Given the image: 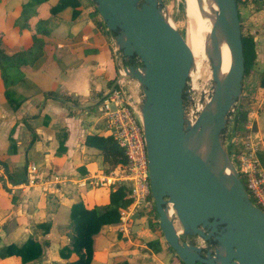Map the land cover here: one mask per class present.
Returning <instances> with one entry per match:
<instances>
[{
	"label": "crops",
	"instance_id": "crops-1",
	"mask_svg": "<svg viewBox=\"0 0 264 264\" xmlns=\"http://www.w3.org/2000/svg\"><path fill=\"white\" fill-rule=\"evenodd\" d=\"M57 2L0 0V29L4 27L1 16L11 3L13 7L23 5L33 22L43 19L36 26L40 27L37 37L44 44L42 55L32 67L22 68L26 80L14 91L22 102L17 109L7 103L0 79V165L10 172L25 168L27 178L28 166L33 164L34 177L38 178V183L29 186L10 183L6 173L4 178L0 176V247L21 245L33 237L42 245V255L30 264H65L67 260L59 256V249L69 243L72 205L81 202L91 208L107 204L110 191L118 185H111V189L95 186L96 177L103 178L111 171L106 172L100 151L84 144L89 134L111 135L108 127L98 124L103 118L96 116V104L116 81L113 34L90 0H78L79 13L74 18L70 7L52 14L50 9ZM249 2L243 5L244 19L255 43L256 57L244 78L246 89L243 87L241 101L247 114L258 110L254 129L262 138L259 159L264 166V0ZM52 42L57 48L52 47L48 53ZM30 43L29 38L27 45ZM49 92L55 97H45ZM93 96L98 99L93 101ZM88 105L93 106V112ZM47 175L51 179L66 177L68 181L40 186V179ZM82 178L92 183L79 186L77 182ZM122 211L128 214L127 207ZM153 214L139 208L131 210L126 232L119 231V222L104 226L94 236L90 264H115L123 259L129 264H180L156 230ZM38 224H48V233L44 234ZM152 242L156 244L150 245ZM0 264L22 262L12 255L0 258Z\"/></svg>",
	"mask_w": 264,
	"mask_h": 264
},
{
	"label": "water",
	"instance_id": "water-1",
	"mask_svg": "<svg viewBox=\"0 0 264 264\" xmlns=\"http://www.w3.org/2000/svg\"><path fill=\"white\" fill-rule=\"evenodd\" d=\"M90 1L113 34L125 62V78L142 89L149 187L165 242L183 264H264V212L249 198L222 141L244 80L236 0H217L215 26L229 43L232 62L228 76L218 80L209 54L214 90L203 119L210 150L206 165L186 143L184 90L192 53L163 15L161 0ZM225 161L237 196L221 193ZM169 205L172 220L166 215ZM175 219L181 235L198 238L202 244L182 241Z\"/></svg>",
	"mask_w": 264,
	"mask_h": 264
},
{
	"label": "built area",
	"instance_id": "built-area-1",
	"mask_svg": "<svg viewBox=\"0 0 264 264\" xmlns=\"http://www.w3.org/2000/svg\"><path fill=\"white\" fill-rule=\"evenodd\" d=\"M114 57L117 64L116 81L100 100L97 110L103 114L111 130V136L123 151L126 159V170L124 172L111 171L102 178L101 182L104 181L111 185L127 184L129 186L128 197L131 199V204L127 207L128 214L126 211H122L119 219V231L126 232L131 210L139 208L140 210L151 211L154 208V202L149 187L141 116L136 112L133 102L130 101L129 85L134 81L125 78V62L115 44ZM136 63L138 62L136 61ZM236 105L231 109L228 119L232 118ZM257 113L258 110L256 109L248 112L246 121L242 126L240 141L233 140L231 142L232 155L230 158L237 163L235 169L245 181L249 198L264 212V166L259 159L262 138L254 129ZM3 171L4 168L0 165V176H2ZM90 180L82 178L78 180L77 184L85 186L86 182L88 183ZM67 181L66 177L54 176L52 179L43 180L41 183L51 185L52 183H66ZM35 182V177L28 176V185L32 186Z\"/></svg>",
	"mask_w": 264,
	"mask_h": 264
},
{
	"label": "rangeland",
	"instance_id": "rangeland-1",
	"mask_svg": "<svg viewBox=\"0 0 264 264\" xmlns=\"http://www.w3.org/2000/svg\"><path fill=\"white\" fill-rule=\"evenodd\" d=\"M247 2L250 3L249 0H240L239 4L237 6L238 12L239 11L241 12L239 14H241L240 16L242 17L241 23H242V31H243L244 35H248L246 23H245V19H244L245 18L244 17L245 16V13H244V7L245 6H243ZM9 8L10 9L9 10L7 9V11L4 12L3 16H1V18L4 19V21H3L4 27L2 29H0V49L2 50V52L4 54L3 56H6L8 58L7 62L10 63V66L8 65L9 68L6 69L5 79L3 80L1 75H0V79H1L5 89H10L11 91L14 92L16 90V87L20 83H24V80H26L25 79V73H24V71H22V68L23 67L24 68L32 67L36 61L35 59L39 58L42 55V46L44 44H43V41L37 37V35L39 34L38 30L40 27L36 28V26H38L37 25L38 22L43 21V19L40 18V19H37L36 21L33 22L32 14H30V12L27 13L25 11V9L23 8V5L19 7L17 4V5H14V7H13V5L11 3ZM17 8H21L20 11ZM248 8L250 10H252L254 7L248 6ZM160 9H161L163 15L168 19L170 24L181 34V36L184 38V40L187 41L188 34H189L188 31H189V28L191 26V22L187 16L186 0H161ZM95 16H96V13H95ZM25 30H27L29 32V33H27V35L23 34V32ZM22 34L26 37L24 38ZM19 36H20V38H19ZM29 38L31 39V43L29 45H27ZM24 42H26L25 45H24ZM49 42H50V40H49ZM23 45L25 47H22ZM49 46H50V44H49ZM49 46L47 47L48 53L52 52V47L57 48V45L53 42L51 44L50 50H49ZM197 62L199 64H196ZM209 63H210V57L207 55L202 59L201 58L195 59L192 57V65H191V68L189 71V76L186 80V85H185V90H184L185 91V93H184L185 117L187 120V124L190 128L193 127V125L195 124L197 117H198L199 113L201 112L202 108L206 105V103L208 102V100L211 98V96L213 94L214 82H213V79L211 77L212 76V74H211L212 68H211V65ZM203 65H204V67H202ZM200 73L202 76L200 75ZM133 81L134 82H131L129 85L130 86L129 91H130V96H131L130 101L133 102V106H134L136 112H138L140 114V103L142 100V95H141L142 89H141V86H139L135 80H133ZM243 87H244V89H246V83H244V80H243ZM241 95H242V93H241ZM14 97L16 98L15 92H14ZM95 98L97 100L98 96H93L91 99L94 101ZM241 98L242 97H240V99ZM100 100H102V98ZM100 100L96 104V110H97V106H99V103L101 102ZM76 102L78 103L79 101L76 100ZM238 102H239V100H238ZM89 103H90V101H89ZM87 109L90 112L94 111V110H92L93 109L92 105H88ZM96 112H97L96 116L99 115V117L102 116V118H103V120L102 119L98 120V122H99L98 124L100 126H103V127L106 126L105 128L108 127V129L110 130L107 121L104 119L103 114L101 112H99L98 110ZM231 120H232V118L227 119L226 128L224 130L223 137H222L223 147H224V149H225V151L229 157L232 155L231 142L233 140L234 141H240L241 132L243 131V129L240 131L233 130V125H232ZM99 125H97V126H99ZM235 165H237V163ZM103 166L105 168V167H107V164L104 162ZM34 169L35 168H34L33 164H30L28 166V173H27V178H26L25 184L27 183V185H28V176L34 177V175H35ZM1 175H2L1 177L4 178L5 172L3 171V174H1ZM48 179H49V176L47 175L44 178L40 179V181L41 182L43 180L47 181ZM101 180H102L101 177H96V185L95 186L111 189V184H107L104 181L101 182ZM37 181H38V178L36 179L35 184L38 183ZM88 183L90 184V183H92V181L90 180ZM88 183L86 182V184H88ZM35 184H33L32 186H34ZM43 185H45V184H43V183L40 184V186H43ZM51 185H54V184L52 183ZM85 186H83V187H85ZM91 186H94V185L91 184ZM145 213H148V212L145 211ZM153 216H155V214H153ZM174 226H175V229L179 232L180 238L182 241H186V242L195 241V242H198V244L199 243L202 244V241L199 240L198 238L181 235L180 232L182 231V228L180 227L177 219L174 220ZM169 250H170V248H169Z\"/></svg>",
	"mask_w": 264,
	"mask_h": 264
},
{
	"label": "trees",
	"instance_id": "trees-1",
	"mask_svg": "<svg viewBox=\"0 0 264 264\" xmlns=\"http://www.w3.org/2000/svg\"><path fill=\"white\" fill-rule=\"evenodd\" d=\"M240 0H236L238 6ZM80 4L78 0H58V2L50 9L52 14L61 11L67 7L72 9V18L78 15ZM239 21L241 18L239 16ZM241 41L244 57V78L249 73L255 61L254 40L251 35H244L241 25ZM0 49V75L5 79L6 69L9 68L8 58L3 56ZM9 65V66H8ZM5 82V81H4ZM264 86V83H262ZM243 90V88H242ZM7 103L12 106V109H17L21 100L14 97V92L10 89H5L4 92ZM45 97H55L54 92H49ZM66 100V98H63ZM242 101L235 106V112L232 116L233 130H242V126L246 121L247 111L242 106ZM84 144L88 147L96 148L100 151L103 161L107 164L106 172L118 171L124 172L126 170V159L124 157L121 147L117 144L113 136H102L98 134H89L85 137ZM231 159V158H230ZM234 167L235 160H232ZM4 172L8 181L12 184H21L26 182V169L10 172L7 168ZM237 171V169H236ZM239 175V173H238ZM239 178L245 187L244 179L239 175ZM129 186L127 184H118L114 190L109 193V201L104 205H96L91 208H86L81 202L72 205L70 209V223L68 225L69 243L59 249V256L66 259L65 264H90L93 258V239L104 226L114 225L119 222L120 213L131 204V199L128 197ZM151 213L155 214L154 208ZM155 228L161 234L158 227L157 216L155 217ZM39 229L43 233H48L50 226L48 224H38ZM162 235V234H161ZM156 242L150 243L154 245ZM171 250V249H170ZM16 255L20 257L22 264H30L37 261L42 255V245L33 237L28 238L21 245L10 244L0 247V258ZM73 257V259H71ZM180 261V260H179ZM40 264V263H36ZM115 264H129L126 260H121ZM180 264H183L180 261Z\"/></svg>",
	"mask_w": 264,
	"mask_h": 264
},
{
	"label": "bare ground",
	"instance_id": "bare-ground-1",
	"mask_svg": "<svg viewBox=\"0 0 264 264\" xmlns=\"http://www.w3.org/2000/svg\"><path fill=\"white\" fill-rule=\"evenodd\" d=\"M186 3L187 16L191 22L186 43L190 48L192 57L202 59L206 55L209 56L211 54L216 77L218 80H223L230 72L232 54L228 41L215 26L217 0H186ZM196 64L199 63L197 62ZM208 102L202 108L193 127L190 128L186 124V143L203 165H206L210 157V150L203 133V119L207 111ZM220 189L222 194L238 195L232 187L230 168L226 161L223 163ZM166 215L170 220L174 218V211L170 205L167 207Z\"/></svg>",
	"mask_w": 264,
	"mask_h": 264
}]
</instances>
